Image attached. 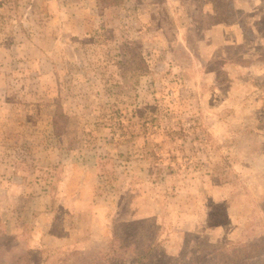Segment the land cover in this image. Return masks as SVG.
<instances>
[{"label": "rangeland", "instance_id": "rangeland-1", "mask_svg": "<svg viewBox=\"0 0 264 264\" xmlns=\"http://www.w3.org/2000/svg\"><path fill=\"white\" fill-rule=\"evenodd\" d=\"M0 264H264V0H0Z\"/></svg>", "mask_w": 264, "mask_h": 264}, {"label": "trees", "instance_id": "trees-1", "mask_svg": "<svg viewBox=\"0 0 264 264\" xmlns=\"http://www.w3.org/2000/svg\"><path fill=\"white\" fill-rule=\"evenodd\" d=\"M121 2V0H103V3L105 4V5H111V4H119ZM168 134L169 135H172L173 133H172V131L170 130L169 132H168Z\"/></svg>", "mask_w": 264, "mask_h": 264}]
</instances>
